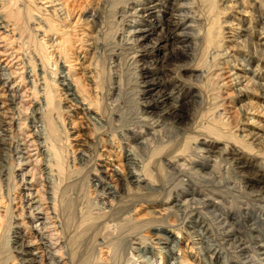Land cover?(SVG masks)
Listing matches in <instances>:
<instances>
[{
  "label": "bare ground",
  "instance_id": "6f19581e",
  "mask_svg": "<svg viewBox=\"0 0 264 264\" xmlns=\"http://www.w3.org/2000/svg\"><path fill=\"white\" fill-rule=\"evenodd\" d=\"M103 2L111 3L115 8L120 5L113 13L120 25L119 33H116L118 43L131 46L136 68L147 71L144 72L146 80L141 81L146 84V89L140 91L147 96L140 102L143 108L139 122L121 127L124 144L121 138L112 142L113 139L108 137V144H118L120 149L130 153L122 156L132 169L122 178V191L117 189L116 183L109 186L110 183L99 176L96 182L93 181L96 174L92 177L84 174L92 155L82 150L74 155L68 146L70 135L77 133L71 130L77 115L70 113L73 109L70 105L80 110L78 113L88 121L87 124L92 125L91 130L105 134L112 123L107 109L113 113L122 93L119 81L114 80L112 90L108 88L106 91L107 95L98 94L97 90L105 84V80L99 56L93 54L97 49L93 42L88 43V51L94 50L90 51L86 71V79L92 85L90 92L70 63L68 30L81 16L72 15L67 4L60 0H0V199L6 198V203H0L3 207V210L0 209V221L6 218L9 223L13 219L2 228V246L9 243L13 227L26 230L12 240L13 244L6 246L9 251L6 259L1 257L0 251V264H8L12 260H20L18 264H121L122 250H128V255L125 253L128 257L122 264H191L190 259L205 263L207 258H216L219 252L225 255L222 264H264V172H252L254 179L261 181L262 185L248 188L247 181L240 178L243 171L234 163L237 159L246 161L243 158L245 151L257 155V148L251 145L253 141L245 142L243 136L230 130L232 118L225 108L222 111L206 108L201 112L195 124L200 120L203 124H196L192 135L186 133V127L173 128L172 137L163 130L164 118L177 123L187 117L185 100L202 107L208 94L205 88L198 90L192 85L186 87L175 82L173 86L176 90L168 91L173 70L170 61L192 60L193 66L181 64L180 68L198 82L202 78L204 82L212 79L216 80L218 87L227 82L223 76L225 68L214 59L226 54V51L220 53L217 49L223 36L220 34V39H217L219 34L214 33L213 26L215 13L225 10L224 0H173L170 5L164 0ZM156 8H161L163 13H156L158 18L150 23L152 26L143 22L145 17L153 14L155 17V11H159ZM83 16L86 24L91 22L98 27L95 33L105 23L93 9ZM63 21L67 24L64 25ZM240 30L244 32L240 35L246 52L264 58V20L261 12L250 18ZM154 33L159 41L171 44V49L149 65L139 64L136 53L143 50L139 42ZM52 35L56 37L52 38ZM250 36H254V40ZM23 46L24 51H21ZM113 55L117 56L115 52ZM197 55L207 59L201 63L194 61ZM237 75L233 73L229 76L234 84L239 81ZM148 76L150 78L147 79ZM30 77L34 78L26 80ZM259 77L261 81H256V85L264 90V76ZM27 84L32 89L30 94L34 103L29 110L32 123L30 129L27 126L29 133L24 131L21 118V111L28 109L22 103L23 96H26L22 89ZM56 85H60L61 95H65L70 102L61 109L55 99ZM234 91L239 93L237 89ZM212 123H217L220 129L211 126ZM219 139L226 140L220 147ZM263 141L260 135L255 144H262ZM4 151L12 160L10 166L2 163ZM64 151L68 153V163ZM214 151L217 154L211 157L208 153ZM128 155H131L130 158ZM136 156L138 161L135 163ZM90 166L99 172L105 169ZM16 170L18 172L14 174ZM159 172V182L151 183L153 176L157 177ZM11 179L15 181V186L9 188L8 181ZM85 182L92 183L103 194L100 205H94V212H87L88 208L87 211L84 209L86 212L81 211L84 207L81 208L78 203L76 205L81 209L77 212L74 194L72 197L69 193L76 187L81 190ZM15 188L19 189L17 195H14ZM156 191L163 192L164 198L158 200ZM82 192L79 193L82 195ZM139 193L148 195L149 202L154 201L160 207L156 220L139 223L132 216L131 206L143 199V196L135 199ZM16 198L19 213L13 215ZM180 210L183 214L180 224L175 220L169 222V217L175 219ZM195 226L201 229V233H197ZM148 228L158 235L156 242L143 235L142 230ZM181 234L185 238L181 239ZM202 234L208 235L219 248L215 253L211 252L214 247L206 245ZM85 238L88 245L82 248ZM132 238H137L140 246L132 247ZM184 239V246L197 251L196 257L184 253V248L180 246Z\"/></svg>",
  "mask_w": 264,
  "mask_h": 264
},
{
  "label": "rangeland",
  "instance_id": "374dc122",
  "mask_svg": "<svg viewBox=\"0 0 264 264\" xmlns=\"http://www.w3.org/2000/svg\"><path fill=\"white\" fill-rule=\"evenodd\" d=\"M42 1L44 0H41V2ZM60 1L63 2L64 4H67L68 9L72 13V15H74L75 17L77 15L81 16V19L77 21L78 23L76 22L74 23L75 25L73 24L74 26L72 25L69 26L70 28L68 30V33H69V39H70L69 51L71 53L69 54L70 60H71L70 63L73 64L75 72L80 76L82 83H84V87H86V89L89 92L91 91L92 85L86 79L87 78L86 75H88V72L86 74V71L88 70L87 64L89 62V57L91 56V52L94 50V49H91L90 50L91 52L88 51V49L90 48L88 46V43L93 42L92 44L93 45L95 44L97 46V49L93 54H96L94 56H97V55L99 56L98 61L100 65V70L105 80L104 81L105 84L101 85L99 89L97 90L98 94L104 93L107 95L106 91H108V88L110 89V91L112 90L113 85L111 83L114 80L119 81L120 86H121V92H122L120 100L117 101V103L114 105L113 113L111 112L110 109H107V112H108L107 116H109V119L112 123L110 124V127H109L110 129H108L105 132V134L104 133L101 134V133H98L94 129L91 130L92 125L87 124L88 121L82 116L81 113H78L80 110L78 108H74L73 105H70L68 98H66L65 95L63 94L61 95L63 91L60 90L61 88L60 85L59 86L56 85L55 87L57 88L56 89L57 92H56L55 99H56V102L58 103L59 108L61 109L64 106L70 105V107L73 108L70 111V113H74L77 115V118H75L76 120H75L74 128L71 129L77 133L76 134L74 133V135H70V138H69L70 145L68 146L72 148V150L74 151V155H78L80 153V150L87 151L89 154L92 155L87 165L88 167L85 170L84 174L88 173L90 177L96 174L97 177L94 176L92 178L93 181L96 182L99 176L103 178V180L105 179V181H108L110 183L109 186H112V184L116 183L118 187L117 189L119 191H122L123 190L122 186H124L122 184V178L124 179L126 172L132 170L129 167V164H127L128 166L126 165L127 163L126 159L124 160L123 159L124 157L122 156H124L125 154H130V153L126 151V149L124 148L120 149V146L118 144H115V143H113V145L108 144V137L113 139L112 142L113 141L115 142V140L121 138L120 140L122 144H124L123 143L124 140L121 136L123 128L121 129V127L124 125H130L134 123L137 124L139 122L140 120L139 116H141V108H143V105L140 102L145 99V96H147V94L144 95L143 92L140 91V89L141 90L146 89V84H142L141 81L146 80L145 75L147 71L145 69L138 70V68H136L135 63L133 61L134 53L132 52L131 46L129 47L127 44L125 45V43H120V42L118 43V39H117L118 36L116 35V33H119L117 32V30L120 28V25L119 23L116 22L117 21L116 15L114 16L113 13L118 11V8H120V5L119 7L117 5V8H115L113 4L103 2L104 0H60ZM164 1L165 3H167V5H170L171 3H173V0H164ZM224 2H225L224 3L225 10L215 13V22L213 26L215 27L214 33L216 35L219 34L217 39H220V34H222L223 36V39L219 42L217 49L218 51H221L220 53H223L224 51H226V54L221 55L220 58H217V56H215L214 59H215V62L219 60V64L222 65L223 68H225L223 70V76H224V81H227V82L226 84L220 87H218L215 84L216 80L214 81L212 79H208L204 82V79L202 78L201 82H198L194 80L193 78H191L188 75V72L186 70H182L180 68L181 64H186L187 66H193L192 60L190 61V59H182L179 61L175 60V62L170 61L171 62L170 66L173 68V70L171 71V77H170L171 82L169 83L171 86H168L167 88L168 91L175 89V87L173 86L175 82V84L181 83L183 84V86L186 85V87H188L189 85H192L195 87V89L197 88L198 90H203L205 88L206 90H208L207 91L208 94H207V101H205L202 107H198L196 104H193L192 102H190V100H187V102L185 100L184 111L187 112V117H185V119H183L182 121L180 120L177 121V123L174 120H171L170 118H164L163 120L165 122V126L163 130L167 132L168 134L167 136L172 137L173 135H170V134H172L171 130H173V128L186 127V129H184L186 130V133L191 134L195 130L194 126H196V124H200V125L203 124L202 120L200 121L198 120L199 122L195 124L196 122L195 120L199 117L201 112L206 110V108H212L213 110L219 109V111H222V109L225 108L227 110L228 115H230L232 118L230 130L231 131L234 130V133H237L240 136H243V139L246 140L245 142L253 141L251 145L254 144L255 148H257L256 150L257 155L254 154L253 152L246 153L245 151V153H243V158H245L246 161H241L240 159H237L236 161H234L235 165L239 167L238 169L243 171V175H240V178H242L244 181H247V184L249 185L248 188H249L250 186L262 185L261 181L254 179L255 177L253 176L254 174L252 172L254 171H257L258 173L264 172V144H263L264 141L262 144H259V145L255 144L256 141L260 139V135H261V139L264 140V90L260 86L256 85L257 84L256 81H261L259 76L261 77L264 76V58H260L259 56H255V55H252L246 52V48L243 46L244 42L242 41V35H240V34H243L244 32L241 31L240 28L245 27V25H247L248 22L250 21V18H253L254 15H256L259 12H261V16L263 17V20H264V0H224ZM38 4L44 5V6L47 5L45 3L43 4L38 3ZM90 9H93L97 13H99V15L103 18L105 22L104 24H102V27L99 26L98 30L100 31L98 33H95L98 27H94V25L91 22L89 24H86L85 22L86 21L84 18L85 16L83 15H86ZM156 10H159V11H155V17H154V14L152 16L145 17L143 18V22L147 24L153 23L155 21V18H158V16L156 17V13L157 15L158 14L161 15L163 13L161 11V8H156ZM75 17L72 19V21H74ZM62 23L64 25L67 24L65 21H63ZM109 25L111 26L109 27ZM40 36L42 35H39V37ZM54 37H56V35H52V38ZM156 38H157V34L154 33L153 35H150L148 38H144L140 40L139 43L141 44L143 50L141 52L136 53L138 55L137 58L140 59L139 64L144 63V64L149 65L153 60L158 59L159 56L164 57L165 54L168 51H170L171 44H167L163 41H159ZM250 39L254 40V36H250ZM164 44L165 46L163 47L162 45ZM151 45L153 46L151 47ZM223 48L224 50H222ZM23 49H24V46L21 49V51H24ZM148 51L151 53H148ZM114 52L115 54H117V56L113 55ZM204 59H207V58H203L202 56L200 57V55H197L194 61H198L199 63H201L204 61ZM26 60L27 58L25 59V64H27ZM225 62H227L229 65L225 64ZM214 69L215 67L210 69V71L212 72ZM228 69H231V71H229ZM232 72L238 74L237 76H238L239 81L235 84L229 80L231 78L229 76L233 74ZM150 76L154 77L155 74H150ZM150 76H148L147 79L150 78ZM31 78H34V77L26 78V80L31 79ZM240 88L242 90H240ZM192 89L194 90V88ZM235 89L239 90V93L238 91H234ZM175 90H174V93H175ZM22 91H24V95H26V96H23L24 101H22V103L26 107L28 106V109H27L28 111L27 110L23 111L24 110L23 109L21 111L23 112L21 113V116H22L21 118L24 123V126H23L24 131L29 133L27 126L29 127L32 124L30 111L32 110L34 106V103L32 102V96L30 94L32 93V89L30 88V85L27 84L23 86ZM154 94H156V92ZM57 99L59 100L57 101ZM65 114H69V113H65ZM170 126H172V129ZM211 126H214L220 129L217 123H212ZM217 142H218V146L220 147L222 143L226 142V140L219 139ZM233 143L235 145L238 144L235 142ZM63 153L67 154L66 156V162H67L69 160L68 153H66V151H64ZM208 154L211 157H214V155L217 154V151H214ZM130 156L131 155H128V158H130ZM3 158H5L4 159L5 162L3 161L2 163H6L8 164L7 166H10L9 162L12 163V160L9 158L8 152L6 151L3 152ZM134 158H135L134 162L136 163L138 161L136 159L137 156ZM90 164L94 165L93 167H95L96 169H99L102 167L105 169L104 171L99 172L97 170L91 169L92 166H90ZM133 165L137 166V164H132V166ZM149 168L151 169V167ZM204 171L208 172V169L204 168ZM16 172H18V170H16L14 174ZM160 175L161 173L159 172L157 173V177L153 176V179H151L152 180L151 183L159 182ZM1 178H4V176H2ZM12 179L8 181L9 188H12V186H15L14 184L15 181ZM131 179H134V178L131 177ZM92 180L91 182L93 183ZM92 183L88 184L85 182L84 183L85 185L84 184L82 186L79 185L81 186V190L84 191L82 192V195L81 193H79L81 192V190L79 189L80 187H76L78 191H76V189H73L69 192L71 193L72 197L74 194L73 198L75 201V206L77 207V212H79L80 211L79 209L83 207L84 208L81 209V211H84V209L86 210L88 208L87 209L88 211L86 210L87 212H94L96 210L95 206L100 205L99 204L101 201L100 198L103 195L102 191L99 190V188L95 187ZM146 186H150V185H146ZM152 187L157 188L158 186L152 185ZM14 190H15L14 195H17L19 189L15 188ZM76 192H78L77 193L78 198H75L77 197L75 195ZM155 193H156L155 195L157 196L159 195L158 200H161V198H164L162 196L163 192L156 191ZM81 196H82V199H81ZM139 196H143L142 197L143 199L139 200V202L137 201V203L134 204V207L131 206L130 212L132 216H134L139 223H145V221L156 220L159 217L158 210L160 209V207L156 206L158 204H156L154 201L149 202L148 195H143L140 193L135 197V199H137ZM5 199L6 198H1L0 203L1 204L6 203ZM77 203L81 205V208L79 205H78L79 207L76 205ZM0 209L3 210V207H0ZM89 209L91 211H89ZM150 210H153V212H150ZM12 213L13 215L19 213V202L17 198L15 199ZM64 213L66 214L67 211H65ZM177 213L178 215L175 217V219L173 218V216L172 217L170 216L168 221L173 222L175 220L174 221L175 223H179V221L183 217V214L181 210L178 211ZM19 217L22 218L21 215H19ZM193 219H196V217H193ZM188 220H190V218H188ZM12 221L13 219L9 221V223ZM15 221L16 220H14V222ZM9 223L6 218H4L3 221H0V248H1L0 251H1V257H3V259H6V256L9 254V251L7 250L6 246L9 243L13 244L12 240H15L20 232L21 233L26 232L24 228L13 227L12 229L14 232L12 233L13 235L10 234L11 236H10L9 243L5 247L2 246V228H4ZM185 224L186 226H188L187 222H185ZM164 226L166 227V225ZM187 229H190V228H187ZM194 229L197 230V233L198 232L201 233V229L198 226H195ZM142 233L145 237H149L150 239H153V242H156L158 238V235L154 233V230L152 228L142 230ZM162 235L166 236L164 233H162ZM202 236H203L202 238L205 241L206 245L208 246L210 245V247L212 248L214 247L213 249H211V252L215 253L219 248L216 245H214L213 241L210 240V237H208V235L202 234ZM195 237H199V236H195ZM182 238H185L184 234H181V239ZM86 240L87 238H85V242L83 243L82 248H87L86 246L88 244ZM146 241H148V239ZM130 242H134V243H130L132 247L140 246L139 240L137 238H132ZM130 245H129V248H131ZM153 245L157 246V244H153ZM184 245H186L185 239L182 240L180 244V246L184 248L185 254H189L194 257L197 256L196 250H192L188 246L186 247ZM31 246H33L32 248H34V245H31ZM33 251L35 253L38 252V250L36 249H33ZM83 252L84 251H82V253ZM125 253L128 255V250L121 251L120 256L122 258L121 257L120 258L122 260L119 258L120 259L119 261H121L120 262L121 264L124 263L128 257ZM15 254L18 257H20L18 253H15ZM208 254H206L205 256H207ZM124 255L126 256L125 258H124ZM114 259H116V261L114 260V262L116 263L117 256ZM190 260H191V264H222L225 260V255L223 252H219L216 258H212V260L207 258L206 261L208 262H205V263H198V261L195 259H190ZM19 262L20 260H12V261H9L8 264H18ZM165 264H170V262L165 263Z\"/></svg>",
  "mask_w": 264,
  "mask_h": 264
}]
</instances>
